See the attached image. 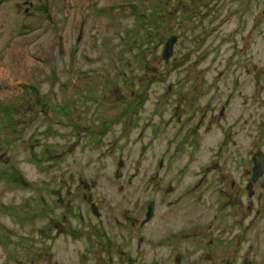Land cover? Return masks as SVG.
<instances>
[{
    "label": "rangeland",
    "instance_id": "obj_1",
    "mask_svg": "<svg viewBox=\"0 0 264 264\" xmlns=\"http://www.w3.org/2000/svg\"><path fill=\"white\" fill-rule=\"evenodd\" d=\"M258 150L264 0H0V264H264Z\"/></svg>",
    "mask_w": 264,
    "mask_h": 264
},
{
    "label": "water",
    "instance_id": "obj_2",
    "mask_svg": "<svg viewBox=\"0 0 264 264\" xmlns=\"http://www.w3.org/2000/svg\"><path fill=\"white\" fill-rule=\"evenodd\" d=\"M173 38H174V35H170L164 40L162 52H161V57L163 58V60H167V58L171 52V46H172ZM253 77H254V80H257V74L256 73H254ZM228 132H229V128L227 126L224 133H223L222 142H226V140L228 139ZM239 162H240V156H239V154H237L235 157V163L238 164ZM263 170H264V159H263L261 150H258V151H255L252 153V165H251V170H250V180L248 182H246L245 186H244V189L246 190L247 195H250V193L252 191L251 181L254 180L258 175H260L263 172ZM230 185H232V182H230ZM240 193H241L240 188L231 192V194L229 196V202L230 203H238L239 199H240ZM246 207L250 208V203H248L246 205ZM89 208L93 214H97V210H96L95 206L93 205V202L90 203ZM151 210H152V201L150 200V201H148V203L146 205V210H145L144 216H143L144 220H148V218L151 215ZM222 264H229V262L225 261Z\"/></svg>",
    "mask_w": 264,
    "mask_h": 264
},
{
    "label": "flooded vegetation",
    "instance_id": "obj_3",
    "mask_svg": "<svg viewBox=\"0 0 264 264\" xmlns=\"http://www.w3.org/2000/svg\"><path fill=\"white\" fill-rule=\"evenodd\" d=\"M254 65H252V67H253ZM254 73H256L257 74V78H258V74H261L262 73V69H260V68H255L254 69ZM254 73H253V75H254ZM253 79H254V77H253ZM221 110H222V106H220L219 108H218V112L220 113L221 112ZM203 113L204 112H202L200 115H199V118L197 119V122H196V126L199 124V122H200V120L202 119V115H203ZM228 126V128H229V132H228V139L226 140V142H228L229 140H230V136H229V133H230V126L229 125H226L225 126V128H224V130H223V133H224V131H225V129H226V127ZM223 133H222V138H221V143H226V142H222V139H223ZM240 156V155H239ZM236 157V156H235ZM236 164V163H235ZM251 165H252V158H251ZM251 165H250V169H249V180H250V170H251ZM153 180H155V178L153 177V176H151L150 177V181H153ZM249 180H247L246 182H248ZM161 181L162 180H160V179H156L155 180V184H156V186H159L160 184H161ZM230 182H232V185H233V181H230ZM245 182V183H246ZM251 185H252V181H251ZM231 186V185H230ZM244 186H245V184L243 185V188H244ZM167 187H169V186H167ZM252 188V187H251ZM237 189H239V188H236L235 190H237ZM241 189V188H240ZM235 190H233V191H235ZM233 191H231V192H233ZM244 191H245V194H246V190L244 189ZM231 192H230V194H231ZM243 193V190L241 189V193H240V196H241V194ZM251 193H252V191H251ZM250 193V194H251ZM247 195V194H246ZM230 196V195H229ZM248 197H250L251 195H247ZM152 201V200H151ZM153 202V201H152ZM239 202H240V199H239ZM248 203H250V207H251V201H248L247 202V204ZM147 205V204H146ZM145 210H146V207H145ZM145 210L143 211V216H144V212H145ZM153 215V205H152V210H151V215H150V217ZM149 217V218H150ZM148 218V219H149ZM150 220V219H149Z\"/></svg>",
    "mask_w": 264,
    "mask_h": 264
},
{
    "label": "bare ground",
    "instance_id": "obj_4",
    "mask_svg": "<svg viewBox=\"0 0 264 264\" xmlns=\"http://www.w3.org/2000/svg\"><path fill=\"white\" fill-rule=\"evenodd\" d=\"M21 65V64H20ZM17 66V65H16ZM6 69V68H5ZM10 69V68H9ZM19 68H17V70H18ZM7 70V69H6ZM20 70V69H19ZM7 72V71H6ZM5 73V72H4ZM260 178V177H259ZM241 199V198H240Z\"/></svg>",
    "mask_w": 264,
    "mask_h": 264
}]
</instances>
